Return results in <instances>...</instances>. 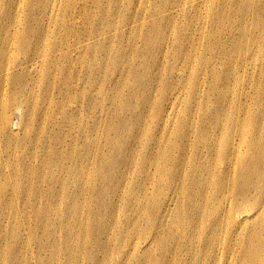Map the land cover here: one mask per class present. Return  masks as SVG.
I'll list each match as a JSON object with an SVG mask.
<instances>
[{"label": "rangeland", "instance_id": "obj_1", "mask_svg": "<svg viewBox=\"0 0 264 264\" xmlns=\"http://www.w3.org/2000/svg\"><path fill=\"white\" fill-rule=\"evenodd\" d=\"M215 1L0 0V264H250L263 213L200 198L261 162L264 25Z\"/></svg>", "mask_w": 264, "mask_h": 264}, {"label": "bare ground", "instance_id": "obj_2", "mask_svg": "<svg viewBox=\"0 0 264 264\" xmlns=\"http://www.w3.org/2000/svg\"><path fill=\"white\" fill-rule=\"evenodd\" d=\"M211 1L212 0H209V2L204 3L205 4L204 6H206L205 8H207V10H209V11H212V6H215L216 9H220V11H221V14H219L218 16H215L214 17L215 19H213L211 21V25H217L218 23L226 22L227 21L226 19H222V16L225 14L227 16H231V18H233L232 16H234L235 10L234 11L227 10L225 8V6L220 7L216 1L211 5ZM231 1L237 2L238 9L236 10V14L238 12H240V14H241V19L238 20L237 23H239L241 26L246 24V21H247L246 18L248 16L247 15L248 13L251 14L252 15L251 18L254 19L253 22L250 24L254 25L255 27L264 25V0H224V2L226 4H227V2H231ZM228 22H230L231 25H234L236 20L230 19V21H228ZM248 26H249V24H248ZM4 45L6 46V43ZM5 46H4L3 50L0 47V58L3 57L5 55V52L7 51V49H5L6 48ZM1 59H3V58H1ZM237 120L238 119H236V121ZM242 120H244V119H242ZM240 122H241V120H240ZM240 122H238V123H240ZM244 123H245V121H244ZM243 127H245V126L243 125ZM234 129H233V132L235 131ZM243 130H244V128H243ZM239 140H240L239 141L240 145L241 144L247 145L250 150L256 151V155L258 156V158L260 159L261 162L255 163V162H248L247 161L248 163H246L244 167L241 166L236 172H234V173L231 172V174H230L229 168H228L227 172L220 171L219 175L221 178H226L227 181L232 180L237 185V187L234 188L233 191H231L232 194H230V193L223 194L224 199H221L219 201L215 195H214L215 198H211L208 196H206V198H205V196H202V198H200V201H203L205 206L210 205V210L213 213H215V211H214L215 209L220 210L223 207L222 206L223 203L229 202V204L231 205V207L227 211V214L229 216H231V214H233L234 216L242 214V215H245V217H247V219H248V217L253 218L256 216V214L258 212H262L263 215L260 218L259 222H257L258 224H257L256 228H258V227L261 228V231H260V229H258V230L263 235L259 236L257 234V231L255 230V226L252 229H248V234L251 235V237L249 239H252V238L256 239V243L253 244V247H250V250H251L250 251L251 253H249L250 258H251L250 264H260V263L264 264V191H262L260 194L257 192H253L252 194L249 193V188L257 182H262V186H264V154H263L264 151L260 150V148L262 146L261 143L254 142L251 139L247 140L244 133L241 134V137ZM239 144H238V146H239ZM232 145L233 144L227 143V149L220 155L221 156L220 158L224 162V165H228L229 167L231 166L233 168V167H235L237 162H239L241 160L245 161L244 160L245 155H243L241 152H239L238 146H232ZM225 160H226V162H225ZM251 172H254V174H256V175H252ZM253 176H255V179H253ZM208 184L215 189L216 195H217V193L219 194V193L224 192V188L222 187L223 183L221 185H218V184H215L213 182V180H211ZM197 209H198V211L203 213V210H201L200 205H197ZM239 220L240 219H238V220L236 219V223H237V221L239 222ZM219 222H221V221L217 220L216 223L218 224ZM212 245H213V243L211 244V246ZM247 248L248 247L246 245L245 249H247ZM247 251L249 252L248 249H247ZM259 255H260V258H259Z\"/></svg>", "mask_w": 264, "mask_h": 264}]
</instances>
